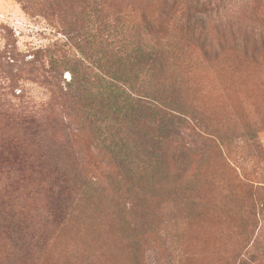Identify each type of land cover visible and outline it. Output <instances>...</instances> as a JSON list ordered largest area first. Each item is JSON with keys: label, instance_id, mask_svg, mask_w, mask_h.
Returning a JSON list of instances; mask_svg holds the SVG:
<instances>
[{"label": "rangeland", "instance_id": "rangeland-1", "mask_svg": "<svg viewBox=\"0 0 264 264\" xmlns=\"http://www.w3.org/2000/svg\"><path fill=\"white\" fill-rule=\"evenodd\" d=\"M87 1L165 47L168 90L199 128L180 130L165 181L135 195L131 229V201L65 101L71 74L50 72L65 55L96 66L82 54L93 18L65 25L68 0H0V264H264V106L227 97L241 75L264 90V0Z\"/></svg>", "mask_w": 264, "mask_h": 264}, {"label": "trees", "instance_id": "trees-1", "mask_svg": "<svg viewBox=\"0 0 264 264\" xmlns=\"http://www.w3.org/2000/svg\"><path fill=\"white\" fill-rule=\"evenodd\" d=\"M86 2L68 0L60 12L65 25L77 21L83 27L93 18L96 34L90 35L82 46V54L96 66L89 68L83 60L65 55L62 59L52 58L50 72L71 74L65 101L78 120L79 130L89 134V148L106 158L111 187L131 201L129 208L126 204L124 208L129 226L135 229L141 225L136 213L140 207L132 200L135 195L147 194L156 183L165 181L167 167L173 161L170 153L185 148L176 137L181 136V129L196 134L198 122L174 104V92H169L167 86L165 47L143 45L120 22L114 27L105 24L101 15ZM81 32L87 34L84 28ZM95 38L99 44L95 51L87 49L88 52L85 48L93 45ZM93 53L95 61L89 55ZM259 82L249 75H241L228 88V99L236 103L243 96L256 106H264V90ZM51 134L59 143L58 129L53 128ZM61 140L72 146L71 136L62 135Z\"/></svg>", "mask_w": 264, "mask_h": 264}]
</instances>
